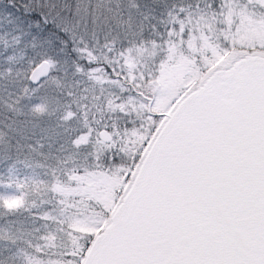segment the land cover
Segmentation results:
<instances>
[{"label":"snow or ice","instance_id":"1","mask_svg":"<svg viewBox=\"0 0 264 264\" xmlns=\"http://www.w3.org/2000/svg\"><path fill=\"white\" fill-rule=\"evenodd\" d=\"M0 264H264V0H0Z\"/></svg>","mask_w":264,"mask_h":264}]
</instances>
